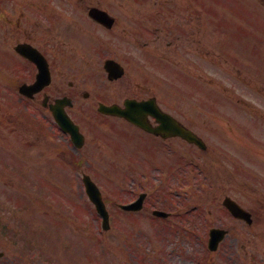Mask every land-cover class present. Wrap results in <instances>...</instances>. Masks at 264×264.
I'll use <instances>...</instances> for the list:
<instances>
[{
	"label": "rangeland",
	"instance_id": "rangeland-1",
	"mask_svg": "<svg viewBox=\"0 0 264 264\" xmlns=\"http://www.w3.org/2000/svg\"><path fill=\"white\" fill-rule=\"evenodd\" d=\"M61 1L67 7L70 6L68 4L70 3L78 9H82L85 3L80 0ZM89 2L112 5H137L142 12H131L128 14V19H134V14L138 16V19H145L141 13L148 17L151 13H156L155 9L166 10L165 7L159 8L157 5H175L177 7H167V9L181 10L175 17L173 15L170 16L167 12L168 17L164 22L162 17H158L153 24L154 26L160 27L164 25V27H168L171 32L169 39L172 41L170 60L168 62L169 71L164 74V82L158 80V77H156L154 82L156 87L162 89L160 100L168 102V108L172 113L184 119L186 118V122L192 125L207 140L211 148L210 150L200 151L197 148L189 147L177 141H171L170 149L166 148L164 152L166 160L163 158V154H159L157 151L151 153L153 160L163 159L167 163L166 167L173 166L172 174L169 175L170 178L167 184L169 186L175 185L182 192L181 195H185L190 200L191 212L188 214L186 222L177 220L175 218L176 214H174L170 218L171 229H169L166 225L159 224V220L150 221L147 212L140 215L119 216L118 214L114 216V223L109 233L100 235L97 229L95 231L89 229L94 235H99L97 242H95L88 235H79L76 232L79 230L73 229V227L79 224L85 225V223L90 228L99 227L98 218L93 210L86 213L78 210L82 213V216L71 214V216L77 218V221H70V224H66L64 228L66 233L73 237L76 242L83 238L84 245L92 250V261L89 264H99L97 261H101L103 264L106 258L111 259L116 264H120V261L125 258L129 260V264H138L140 255L138 254L136 257L132 253L130 256L132 260L129 259L128 254L130 251L125 249L128 246V242H124L125 240H130L131 244L149 245L148 240L151 235L154 236V231H157V233L158 231H170L169 236L164 238L166 240L164 243L170 247H176L175 257H172L173 262H179L178 255L181 252L182 264H232L228 259L232 253L227 255L229 252L227 246L222 252L216 254H208L205 248L206 230L209 225L213 226L214 224H223L231 230L226 243L234 244L237 241L240 254L243 252V247L241 246L243 242L249 247V250H255L257 254L260 253L259 250L263 252L264 231H248V228L240 223L233 224L224 213L225 211L221 206V198L226 194L233 196L236 193L237 195V187L240 191L238 192L244 198L243 202L247 205L251 200L250 197L260 195L259 182L261 175L260 171L257 170H259L258 166L264 169V161L260 163L257 159L252 158L250 161V173L248 172L247 164L246 171L248 175L243 174L242 159L244 155H241L243 152H240V154L235 148L236 151L232 159L224 155V152L218 146L220 142H224L216 134V128L219 125H224L217 124L220 122L219 117H226L229 123L235 126V134H240L252 142L249 150L254 153V157H264L262 155L264 151L260 148L262 142L264 144V128L261 119L264 117V75L256 72L258 54L250 49L252 52L250 61L255 67V71L252 68V76L250 78L241 71L237 72L236 69L232 71L227 60L228 50L231 49V43L235 35L234 32L232 36V29H234L238 20H242L246 14L250 13L247 18L251 21L258 20L259 24H264V0H89ZM184 5H189L190 16L195 18V11L199 9L201 17L187 22V31L189 30L187 37L180 38L179 47H176V37L179 34L182 37V32L184 31V27L178 24L182 21L181 13H186ZM232 6L238 11V17L229 16ZM159 13L165 14L166 12L160 11ZM195 20L199 22L201 30L199 27L194 28ZM249 30L258 31L257 27L253 26H250ZM261 34H264V32L250 33L249 36L254 37ZM188 37L190 38L188 39ZM194 38L202 43L203 51L201 56L195 51L194 40H192ZM250 41L252 45L255 43L256 50L259 51L261 44L258 38L254 37ZM233 52L243 57V49L241 47L234 49ZM262 70L264 73V68ZM242 79L244 82L239 81ZM0 81L4 80L0 77ZM254 82L256 86L261 85L257 87L255 92H246V89L252 88V83ZM231 83L238 84L239 89L236 88L234 92L238 95L227 93V88ZM53 88L54 83L50 89ZM0 92L6 93L7 91ZM13 94L17 96V91H9L11 99V104L9 105L5 104L2 100V93H0V250L4 251V256L0 258V264H16L18 262L43 264V260L52 262V264H58V262L66 264V261L71 264H82L83 244L79 242L78 248H73L70 251L64 250L56 243V237L50 234L49 231H54L52 222H54L56 231H58L60 226L59 217L54 218L52 206L50 209L52 213H48L44 208V204L42 202L38 203L32 195L34 192L46 195L48 183L52 181L59 192L68 193L73 188L76 201H80L78 206H84L83 200L80 198L79 175L75 172V182H72V186L54 181V176L56 175H51L50 170L45 169L43 166L49 163L51 158H54L55 144L61 145V136L58 134L52 137L49 126L52 122L51 115L42 112L37 106H33V108L47 117H45L47 119L45 127H38L34 123L26 121L23 115V101L17 97L15 101ZM203 96L206 99L213 98L207 101L203 100L204 105L207 106L203 107L200 113H197L195 106L196 101H199L197 97L202 98ZM238 96L244 97L250 104L244 105L241 102H235ZM214 100L217 101L215 106L212 107L210 104ZM70 112L73 114L79 112L80 122L85 129L88 128L84 118L90 119L93 116L91 108L75 106L70 109ZM242 123L250 125H246L244 132ZM218 132L223 135L222 130L218 129ZM136 154L132 161V166L134 167L139 166L137 161L142 152L137 149ZM189 160L199 161L205 173L202 174L194 170L189 165ZM109 163L113 168H116L108 170L113 174H118L127 169L126 161L122 164L120 159H115L109 161ZM63 166L66 173L70 175V167ZM24 167L27 172L22 170L17 174L16 170L24 169ZM162 168L160 167V169ZM94 170L96 169H92V172ZM159 170H152L150 174L151 181L154 180V175ZM52 172L54 173V170ZM28 173L27 177H23V175ZM59 176L63 175L59 174ZM141 176H135L131 181H128L120 194L122 199H128L132 196L128 188L132 186L133 181L141 180ZM22 179L27 180L25 183L26 188L20 183ZM183 180L194 183V187L192 189H183L180 186ZM247 180L250 181V194L243 196L241 194L243 193L242 186L246 185ZM200 182H202L201 186L206 192L198 190ZM105 187L109 188L106 185ZM36 188L37 190H35ZM181 195L175 192L171 193L167 198L159 195V199L164 201L163 204L158 202V197L153 196L150 204L154 203L174 210ZM67 197L69 200H65V203L70 206L74 202V198ZM171 201L173 202L172 204H170ZM253 201L258 212H261L262 205L257 200ZM133 218L140 222L135 228L132 227L131 219ZM47 220L49 221L48 223L46 222ZM259 223L260 220H258V224L255 227L264 225V217L262 218L263 224ZM40 225L41 229H38L37 227ZM79 227L82 228V226ZM126 230L133 233L129 238L124 235ZM32 231H35V234L31 237ZM203 231H205L204 237H202ZM37 242H47L54 246V253L59 261L51 258L52 252L46 246H44L45 254L36 253V249L32 246ZM103 249H105V252ZM40 254L42 256L39 259L38 255ZM261 256L264 259V255ZM173 262L162 260L154 264H174ZM124 264L127 263L124 262Z\"/></svg>",
	"mask_w": 264,
	"mask_h": 264
},
{
	"label": "flooded vegetation",
	"instance_id": "flooded-vegetation-1",
	"mask_svg": "<svg viewBox=\"0 0 264 264\" xmlns=\"http://www.w3.org/2000/svg\"><path fill=\"white\" fill-rule=\"evenodd\" d=\"M134 28L137 29L136 26H133ZM123 30V29H122ZM121 30V31H122ZM129 33H131V31H129ZM124 34H126V32H124ZM81 41L79 39H77L75 41V43H80ZM149 43H153V42H143L142 46L144 45H148ZM122 45V43H120ZM135 45V41L134 40H128L126 43H124L121 47L118 45V48L117 50L119 51V54H122L124 56H126V51L130 48L132 49V51L134 53L137 52V48L134 47ZM126 76V70L124 69V74L117 78L116 80H113V81H109V84L111 85V87L115 88V89H122V88H125V87H134V88H139L140 90H143V91H146L147 89L145 87H151V85L149 84H143L142 81L139 82V81H136V82H132V80H130V77H125ZM145 76L142 77V80L144 81L145 80ZM124 79H129V81H126ZM148 82V81H147ZM145 82V83H147ZM72 86V85H71ZM95 91H100V89H95ZM79 93V89H72L71 92H70V96L71 97H74L75 98V93ZM120 93H129V94H137L138 93V90H134V89H122ZM59 96H65V93H61ZM144 95H141V94H138L136 96H124L122 99H118V100H114L112 101V103H119L121 104L123 102V100L126 98V97H136V98H139L141 97L140 99L142 98H148V97H151L149 95L143 97ZM56 98V97H55ZM54 98V99H55ZM153 122V121H152ZM154 123V122H153ZM125 129H127L131 134H138V135H141V136H144V137H151V135L147 134L146 132L142 131L141 129H139L138 127L134 126V125H131L129 123H125Z\"/></svg>",
	"mask_w": 264,
	"mask_h": 264
},
{
	"label": "water",
	"instance_id": "water-1",
	"mask_svg": "<svg viewBox=\"0 0 264 264\" xmlns=\"http://www.w3.org/2000/svg\"><path fill=\"white\" fill-rule=\"evenodd\" d=\"M184 135L188 138V140L193 139V136L188 132H185ZM231 207H232V205H231ZM231 209L234 212V214L237 216L244 214V212L242 210L238 209L237 206H235V205H234V208H231ZM244 216H245V214H244Z\"/></svg>",
	"mask_w": 264,
	"mask_h": 264
}]
</instances>
